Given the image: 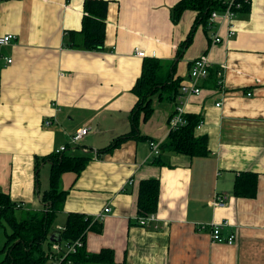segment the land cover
Instances as JSON below:
<instances>
[{"label": "crops", "instance_id": "0c3cea01", "mask_svg": "<svg viewBox=\"0 0 264 264\" xmlns=\"http://www.w3.org/2000/svg\"><path fill=\"white\" fill-rule=\"evenodd\" d=\"M108 1L103 50L65 45L66 32L83 26L85 0L0 1V36L18 35L3 48L13 62L0 61V191L24 215L44 208L51 184L47 156L88 126L67 150L90 159L80 173L61 176L67 195L58 229L70 212L92 216L96 224L87 233V250H111L114 264H264V0H251L249 12H237L233 35L221 13L215 23L204 24L197 22V10L186 9L175 20L181 0ZM136 48L146 55H137ZM201 55L211 62L210 74L199 81L202 92L184 96L182 104L187 115L200 117L195 132L208 137L210 153L154 154L151 142L167 139L179 102L176 90ZM146 58L163 61L178 83L152 95L153 113L139 114L134 134L99 152L131 133L139 99L134 86ZM160 154L165 163H154ZM47 166L49 184L42 189ZM240 173L257 174L256 196L235 193ZM150 178L160 181L159 205L151 213L156 219L141 226L140 183ZM218 195L226 198L222 206L214 204ZM224 221L229 225L223 233L237 235L233 244L212 239L209 224ZM5 243L0 240V260Z\"/></svg>", "mask_w": 264, "mask_h": 264}, {"label": "trees", "instance_id": "16d2710c", "mask_svg": "<svg viewBox=\"0 0 264 264\" xmlns=\"http://www.w3.org/2000/svg\"><path fill=\"white\" fill-rule=\"evenodd\" d=\"M1 1V0H0ZM228 0H181L174 8L175 20L186 9L198 11L197 22L208 24L213 11L223 12ZM108 0H85L84 17L81 30H68L65 36V45L69 48L84 50H103L106 41V28L108 16ZM236 12H249L251 0H235L232 7ZM163 61L156 58H146L144 69L134 86L139 99L131 112L132 131L129 134L116 138L113 143L99 152H107L119 146L123 140L134 134L138 129V116L142 112L145 118L153 113L151 97L163 86L176 80H172L171 74L166 73L167 68ZM176 82V83H175ZM178 88V87H177ZM177 95L180 93L177 89ZM176 95V92H175ZM188 122L177 128H171L166 140L161 143L162 151H173L190 154L192 156H206L210 153L208 137L196 135V128L200 123V117L195 114H186ZM51 161V184L42 198L44 208L31 211L29 214L19 216L17 202L13 201L9 194L0 191V228L8 225L11 232L7 234V240L3 251L5 257L0 264H47L50 259L52 231L58 234L57 240L61 243H73L82 238L84 244L75 252L62 258L60 264H90L107 263L114 264V255L111 250H103L99 254H92L87 250V233L95 228L93 217L82 212H70L63 230L56 227L58 214L62 211L67 192L60 188L61 176L65 171L74 170L80 173L90 159L88 155L74 156L53 152L47 156ZM156 164L165 163L161 154L153 161ZM235 193L241 197H254L257 193V174L240 173L235 182ZM160 181L158 178L144 179L140 183L138 200V214L146 216L156 212L159 205ZM98 221V220H97ZM98 223V222H97ZM100 225V223H99ZM51 235V236H50ZM54 256V255H53ZM56 254L54 257H60Z\"/></svg>", "mask_w": 264, "mask_h": 264}, {"label": "built area", "instance_id": "2783aa9c", "mask_svg": "<svg viewBox=\"0 0 264 264\" xmlns=\"http://www.w3.org/2000/svg\"><path fill=\"white\" fill-rule=\"evenodd\" d=\"M235 4V0H228L227 1V6L225 7V10L223 12H220L218 10L213 11L210 21L212 23H215L218 20V16L221 15L225 16V18L231 22V27H230V35L235 33L234 30V24L232 23L234 21L235 15L237 14L234 9L232 8ZM215 40L216 42H220L222 40V37L220 36V33H217L215 35ZM18 39V35L15 33H7L4 35L0 36V61L2 59L5 60L6 64H11L13 62V58L7 57L3 54V48L5 46L10 45L13 41ZM136 53L137 55L144 57L146 55V52L144 50H141L140 48H136ZM210 66L211 62L205 55H201L198 58H196L193 62L192 68H191V73H190V78L183 82L180 88V94H179V102L176 106V109L174 111V114L172 115L170 119V127L171 128H177L179 126L185 125L188 122V119L186 117L185 113V106L182 104V98L184 96H190L191 94H200L202 92V87L199 85V81L202 79H205L209 76L210 74ZM223 75V71L219 70L218 71V77L220 78L219 84L221 85L223 82V79L221 78ZM1 82V79H0ZM217 105H220L219 103ZM46 124H51V120H47ZM202 125V121L198 124L197 127H200ZM89 127L88 126H82L76 130V132L70 137V140L68 144L62 145L54 152L56 153H62L65 152L69 149L70 146L77 145L79 142L84 138V136L88 133ZM152 145V150L154 154H159L161 151V143L160 142H151ZM86 151H91L98 153V151L93 148V149H88L84 148ZM225 197L224 196H216L214 199V204L216 205H224L225 202ZM19 207L20 205L17 204ZM111 210V207H106L105 212H109ZM103 215L97 216V218H102ZM138 223L141 226H146L149 224L150 221L156 219V215L154 214H149L146 216H140L138 215L137 217ZM229 225L228 221L224 222H213L212 224H209L210 226V233L212 236V239L215 242H223V243H228V244H233L236 239L237 235L233 232L228 235H225L223 233V230ZM60 230H63V227H59ZM84 244L83 239L79 238L73 243H61L60 241H53L51 245V254L50 258H54L56 254H61L60 257H55L56 263L55 264H60L62 258H65L69 253L75 252L78 247L82 246ZM54 255V256H53Z\"/></svg>", "mask_w": 264, "mask_h": 264}, {"label": "rangeland", "instance_id": "374dc122", "mask_svg": "<svg viewBox=\"0 0 264 264\" xmlns=\"http://www.w3.org/2000/svg\"><path fill=\"white\" fill-rule=\"evenodd\" d=\"M49 172H50V167L47 166V169H45V171L43 173L42 189H44L49 184V179L48 180L46 179V175H48ZM17 214L19 216H22L23 213L18 211ZM55 223H58V221L56 220ZM10 232H11V228L8 225H6L4 228L3 227L0 228V240H1V242L2 241H6L7 234L10 233Z\"/></svg>", "mask_w": 264, "mask_h": 264}, {"label": "water", "instance_id": "95a60500", "mask_svg": "<svg viewBox=\"0 0 264 264\" xmlns=\"http://www.w3.org/2000/svg\"><path fill=\"white\" fill-rule=\"evenodd\" d=\"M51 239H52L53 241L59 239V238H58V234H57V233H54V234L51 236Z\"/></svg>", "mask_w": 264, "mask_h": 264}]
</instances>
